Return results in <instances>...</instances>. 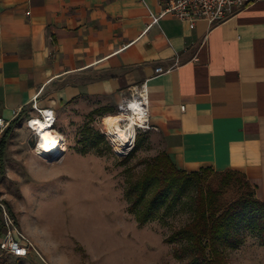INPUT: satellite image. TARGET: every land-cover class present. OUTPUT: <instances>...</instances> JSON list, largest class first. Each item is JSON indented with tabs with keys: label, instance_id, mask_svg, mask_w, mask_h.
<instances>
[{
	"label": "crops",
	"instance_id": "1",
	"mask_svg": "<svg viewBox=\"0 0 264 264\" xmlns=\"http://www.w3.org/2000/svg\"><path fill=\"white\" fill-rule=\"evenodd\" d=\"M169 2L0 0V116L51 110L67 143L94 107L116 112L146 82L174 166L239 171L264 202V0L216 26L152 25Z\"/></svg>",
	"mask_w": 264,
	"mask_h": 264
},
{
	"label": "rangeland",
	"instance_id": "2",
	"mask_svg": "<svg viewBox=\"0 0 264 264\" xmlns=\"http://www.w3.org/2000/svg\"><path fill=\"white\" fill-rule=\"evenodd\" d=\"M117 113L94 107L66 138V158L51 161L37 156V139L20 120L5 150L0 203L34 248L19 260L0 251V264H182L166 239L192 220L195 187L169 215L140 225L130 211L129 182L163 151L147 131L119 155L105 128L106 116ZM3 225L0 208V236ZM235 235L239 244L226 248L228 264H264V235L245 229Z\"/></svg>",
	"mask_w": 264,
	"mask_h": 264
},
{
	"label": "trees",
	"instance_id": "3",
	"mask_svg": "<svg viewBox=\"0 0 264 264\" xmlns=\"http://www.w3.org/2000/svg\"><path fill=\"white\" fill-rule=\"evenodd\" d=\"M21 119L12 121L0 139V172L8 139ZM193 187L192 220L166 239L174 245V257L182 264H228L226 248L239 244L237 231L264 235V202L257 199L245 174L211 168L188 173L178 170L165 153L149 162L137 180H130V211L145 225L161 212L169 215Z\"/></svg>",
	"mask_w": 264,
	"mask_h": 264
},
{
	"label": "built area",
	"instance_id": "4",
	"mask_svg": "<svg viewBox=\"0 0 264 264\" xmlns=\"http://www.w3.org/2000/svg\"><path fill=\"white\" fill-rule=\"evenodd\" d=\"M254 1L255 0H170L160 14L156 15L150 12V17L152 19V25L158 24L163 17L171 15L182 21L189 22L192 27L198 21H205L210 26H216L234 17ZM173 68L174 67H170L167 70L159 68L157 69V74L168 73L172 71ZM135 101L141 104L144 121L141 123L137 121L133 125L135 133L134 141L138 132H147L154 129L150 123V97L148 84L146 82L134 87L131 90L130 99L125 100L118 106L117 115L123 116L124 121L122 127L124 129H129L132 125L130 116L134 113L130 107L131 103ZM183 109H185V107H183ZM34 111L35 113L31 114V116L26 119V125L37 139L34 148V150H36V146L40 141V133H38L33 124L36 121L47 122L49 119L51 121V127L49 129L56 131V117L53 111L38 109L36 105L34 106ZM47 113H51V116L47 115ZM15 116L18 118L20 114L15 113ZM11 122L12 121L6 120L0 116V134H3L4 131L9 128ZM0 208L4 221L3 231L0 236V251L16 259L27 258L34 248L32 243L21 231L15 219L9 215L7 208L2 203H0Z\"/></svg>",
	"mask_w": 264,
	"mask_h": 264
},
{
	"label": "bare ground",
	"instance_id": "5",
	"mask_svg": "<svg viewBox=\"0 0 264 264\" xmlns=\"http://www.w3.org/2000/svg\"><path fill=\"white\" fill-rule=\"evenodd\" d=\"M130 109L134 114L130 116L132 125L129 129L122 127L124 119L121 115H108L105 118L108 139L121 156L127 155L132 149L135 138L133 125L137 121H140V123L144 121L141 104L138 101L132 102ZM47 115L51 116V113H47ZM50 123L51 121L48 119L47 122L36 121L33 124L38 133H40V141L36 146L35 152L37 156L46 161H51L66 151L64 138L57 131L49 129L51 127Z\"/></svg>",
	"mask_w": 264,
	"mask_h": 264
}]
</instances>
